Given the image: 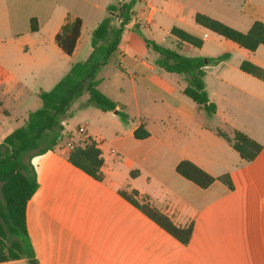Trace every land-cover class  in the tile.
Here are the masks:
<instances>
[{
    "label": "crops",
    "instance_id": "crops-1",
    "mask_svg": "<svg viewBox=\"0 0 264 264\" xmlns=\"http://www.w3.org/2000/svg\"><path fill=\"white\" fill-rule=\"evenodd\" d=\"M114 3L117 0H0V96L18 109L29 94L38 97L43 91L38 88L40 76L53 77L49 84L55 85L73 63L90 54L91 32ZM196 13L245 33L255 21L264 24V0L136 2L133 22L98 75L107 65L116 73L97 76L98 87L111 76L108 89L100 91L128 119L123 122L117 113L102 111L97 128L90 119L80 125L84 132H78L102 151L103 180L68 161L71 142L30 159L37 188L25 217L35 264H264V77L240 69L247 61L264 70V45L252 52L240 48L196 25ZM67 16L82 22L70 56L54 41ZM31 18L38 22L36 32L29 29ZM172 27L203 40L200 48L188 50L189 57L228 54L203 69L205 91L216 108L213 115L183 94L185 76L160 69L156 54L134 34L161 30L169 43L157 44L177 48L169 33ZM31 78L35 79L29 85ZM87 98L78 108L89 107ZM12 112L0 101V143L29 113L18 117ZM141 125L149 135L138 140L133 132ZM64 126L62 134L71 139ZM216 130L229 138L234 131L242 132L261 150L245 162ZM183 160L215 180L200 188L185 179L175 170ZM134 171L137 174L131 176ZM223 176H228L232 188L221 180ZM133 190L138 193L132 197L136 204L123 196ZM146 203L176 226L192 223L189 242L182 244L143 213L140 207Z\"/></svg>",
    "mask_w": 264,
    "mask_h": 264
},
{
    "label": "trees",
    "instance_id": "trees-1",
    "mask_svg": "<svg viewBox=\"0 0 264 264\" xmlns=\"http://www.w3.org/2000/svg\"><path fill=\"white\" fill-rule=\"evenodd\" d=\"M138 0H128L122 4H109L107 16L91 32V52L83 61L75 62L69 71L48 91H40L38 98L41 106L27 114L25 122L9 133L0 143V263L34 259L27 234L25 209L27 202L37 188L35 170L30 162L32 155L44 153L57 147L63 131V124L71 106L87 94V106L103 112L115 111L118 104L98 89L97 75L116 52L123 31L133 22L132 11ZM116 19L120 22L116 23ZM194 23L203 29L228 40L247 51H254L264 45V24L255 21L245 33L240 32L207 15L196 13ZM81 20L67 16L54 37L57 47L67 56L72 55L81 31ZM31 32L38 30L35 18L29 20ZM174 37L177 48H169L144 38L145 46L156 54L155 64L162 70L185 76L186 86L183 94L203 109L207 115L215 113V105L209 102L203 81L204 67L228 58L223 54L217 58L189 57L191 47L200 48L203 40L183 29L172 27L169 31ZM240 69L257 78L264 77V70L250 62L243 61ZM117 115L123 122L128 116L119 107ZM245 161H252L260 152L261 146L242 132L234 131L232 138L216 130ZM143 125L134 132L135 139L148 137ZM68 161L76 168L97 181L103 180L102 151L91 138H86L72 148L67 155ZM176 172L200 188H207L214 180L212 176L190 161H180ZM131 176L137 171L131 172ZM232 188L228 176L221 177ZM136 191L123 193L125 198L137 196ZM146 199V198H145ZM136 204V203H135ZM138 206V205H137ZM143 213L165 229L169 234L187 244L191 238L193 225L176 226L165 214L150 206L140 207Z\"/></svg>",
    "mask_w": 264,
    "mask_h": 264
},
{
    "label": "rangeland",
    "instance_id": "rangeland-1",
    "mask_svg": "<svg viewBox=\"0 0 264 264\" xmlns=\"http://www.w3.org/2000/svg\"><path fill=\"white\" fill-rule=\"evenodd\" d=\"M135 36L140 37V40H142V38H147L150 39L156 43H163V44H168L169 40L168 38H166V36H163V33L161 32V30H154L152 32L150 31H139L134 33ZM137 37V38H138ZM140 46L142 47V49L144 48V43L143 41L140 42ZM146 47V46H145ZM150 53L152 54L153 52L149 49ZM155 54V53H154ZM116 69L115 67H112V65H107V68L103 71V73H100L99 75H97L98 77L100 76H105L106 74H112V73H116ZM29 79V78H28ZM33 79L35 78H31V82H29V85H31V83L33 82ZM38 79V88L43 89V91H48L50 90L54 84H49V81H51L53 79V77L50 76H40ZM108 79V80H107ZM28 81V80H27ZM30 81V79H29ZM111 83V76L106 78L105 81L101 84V86L98 87L99 90H107L109 84ZM87 98V94L83 95L82 98H80L78 101H76L70 108V111L68 113V117L66 118V121L64 123V127L66 130V133L69 135V133H71L72 138L69 139L68 137L64 136L61 133V138L59 140V143L57 145V148L61 149L64 148L66 146V144L68 142H71V144H80L81 142H83L84 139V134H79L78 133V126L80 125H87V122L92 119V128H97L98 126V116L97 114H104L101 110L93 107V106H89V107H85L83 109L78 108L79 103L82 102L83 100H85ZM0 101L1 104L3 106V108L5 109H9L11 112L14 111V109H16L18 106H16V103H13L11 100L0 96ZM18 104V103H17ZM22 104H25V106H22L18 109L15 110V113L12 112V115H18L22 113V115L26 112H30V111H34L36 109H38L41 106V101L38 97H36L33 94H29V97L27 98L26 102H22ZM109 116V115H107ZM119 117V116H118ZM1 118V117H0ZM120 118V117H119Z\"/></svg>",
    "mask_w": 264,
    "mask_h": 264
},
{
    "label": "built area",
    "instance_id": "built-area-1",
    "mask_svg": "<svg viewBox=\"0 0 264 264\" xmlns=\"http://www.w3.org/2000/svg\"><path fill=\"white\" fill-rule=\"evenodd\" d=\"M122 3H123L122 0H117V4H122ZM116 22L119 23L120 20H119V19H116ZM78 132H79V133H83V132H84V127H83V126H80V127L78 128ZM68 148H69V150H70V149L72 148V145H68Z\"/></svg>",
    "mask_w": 264,
    "mask_h": 264
},
{
    "label": "water",
    "instance_id": "water-1",
    "mask_svg": "<svg viewBox=\"0 0 264 264\" xmlns=\"http://www.w3.org/2000/svg\"><path fill=\"white\" fill-rule=\"evenodd\" d=\"M115 114L117 113V111H113ZM28 264H35V260L34 259H29L28 260Z\"/></svg>",
    "mask_w": 264,
    "mask_h": 264
}]
</instances>
